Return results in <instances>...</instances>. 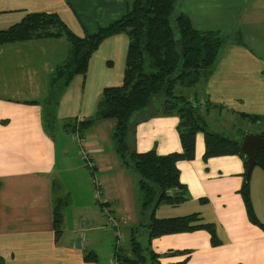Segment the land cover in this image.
Here are the masks:
<instances>
[{"label": "crops", "instance_id": "0c3cea01", "mask_svg": "<svg viewBox=\"0 0 264 264\" xmlns=\"http://www.w3.org/2000/svg\"><path fill=\"white\" fill-rule=\"evenodd\" d=\"M127 2L0 0V31L19 24L28 14L43 13L57 15L77 36L93 34L99 27L121 18ZM182 7L194 29L227 36L211 75L200 82L203 105L197 106L199 116L204 120L227 111L229 119L220 125L222 130L227 127L226 121L246 120L250 126L253 120L249 118H258L253 133L246 131L245 135L264 136V0H183ZM67 48L64 38L0 44V259L3 264H110L114 253H110V247L112 244L114 250L116 231L107 223L106 212L116 220L120 232L121 228L128 229V241L131 229L139 223L135 221L138 219L134 209L137 177L122 165L114 151L111 142L114 120L96 121L80 139L71 135L70 144L63 141L59 166L56 142L45 127L46 122L54 121L57 132L60 129L67 134L66 124L94 116L102 91L123 82L128 37L119 34L100 44L89 59L86 74L72 79L50 119L45 117L51 113L45 104L49 79L54 68L65 61ZM176 91L179 92L178 88ZM146 115L149 118L133 130L131 147L139 153L154 150L158 155L181 152L176 130L178 118L162 116L158 111ZM249 126L244 129L250 130ZM214 130L222 132L218 128ZM71 149L79 157L77 164L95 170L98 189L96 195L92 194L95 202H90L88 194L89 200L84 202L81 214L73 217L71 223L66 220L70 206L68 202L64 204L61 233L57 236L52 220L55 198L52 179L57 176L56 171L69 170L68 164L74 163L68 160ZM204 151V136L199 132L195 137L194 159L177 163L186 199L172 206L165 218L198 214L202 223L207 220L216 224L221 239L215 246L211 245L204 230L167 235L156 238L169 242H159L160 251L154 252L161 255L160 261L165 264L186 258L185 264H264L263 171L253 167L249 179L251 206L260 226L248 220L240 193L245 180L244 160L239 155H229L204 161ZM203 196L211 198L210 205H201ZM228 196L234 198V208H226Z\"/></svg>", "mask_w": 264, "mask_h": 264}, {"label": "trees", "instance_id": "16d2710c", "mask_svg": "<svg viewBox=\"0 0 264 264\" xmlns=\"http://www.w3.org/2000/svg\"><path fill=\"white\" fill-rule=\"evenodd\" d=\"M182 2L183 0H128L126 12L121 18L99 27L93 34L82 36L71 32L57 15L43 13L28 14L19 24L0 31V44L58 38L67 41L66 59L54 68L49 79L48 96L44 100L51 111L45 117L50 119H53V111L59 98L72 79L86 74L89 59L100 44L115 35L124 34L128 37L121 86L102 91L94 116L82 122L66 124L69 133L79 138L96 121L114 120L111 134L114 151L122 165L137 177L138 189L144 196L142 207L146 209L153 205L149 222L144 226L147 245L143 246L137 241L136 228L131 229L128 252L125 249H114L113 258L117 264H165L160 261L161 255L150 247L152 239L162 236L204 230L210 236L211 245L215 246L219 242L215 239L214 227L202 223L198 214L162 219L154 216L162 201L180 203L186 199L177 163L194 159L197 133L201 132L204 136V161L214 157L239 155L247 169L246 159L240 154L241 142L212 128L208 129L206 122L198 114L197 106L203 105V101L188 99L176 91L177 88L195 87L206 80L215 68L223 44L220 32L194 29L189 17L182 11ZM153 101H156L158 112L162 116L178 118L176 130L181 152L158 155L154 150L139 153L131 147L133 130L138 123L149 118L146 114L150 113L148 110ZM249 119L252 122L258 120ZM255 160V166L264 173V150L256 152ZM88 169L95 172L92 168ZM249 179L250 175L246 176L245 170L240 193L248 220L259 224L251 206ZM98 203L106 208L101 202ZM63 206L54 204L52 210L57 236L61 233ZM105 216L107 223L111 225L110 220L114 218L110 212H106ZM116 233L121 234L119 230ZM186 260L187 258L171 264H185ZM0 264H3L1 259Z\"/></svg>", "mask_w": 264, "mask_h": 264}, {"label": "rangeland", "instance_id": "374dc122", "mask_svg": "<svg viewBox=\"0 0 264 264\" xmlns=\"http://www.w3.org/2000/svg\"><path fill=\"white\" fill-rule=\"evenodd\" d=\"M222 38H223V45H226V41H227V36L225 33H222ZM238 36H235V40L237 41ZM179 92L181 93V95L186 96L188 99H192L195 96L196 97V101L199 100L202 97L201 94V85L200 83L198 85H196L195 87L192 88H188V89H181L178 88ZM159 107L157 106L156 101H153L152 106L150 108V110H148L149 112H153V111H158ZM45 110H46V106L44 105L43 108V112L45 114ZM227 116H229L228 112L225 110H222V112L220 113H216L214 115H210L209 117H204V121H206L207 125L206 127L209 128H218L220 130H222V128L220 127V125H223V122L227 118ZM226 117V118H225ZM237 121V120H236ZM226 121L227 127L225 128V130H222V132L226 135V136H231L234 137L236 139H238L241 143L243 138L247 135H245L246 131H250L249 133H253L254 128H255V122L251 123V125L249 126V121H243V122H239V121ZM249 126L250 130H245L244 126ZM45 127H46V131L47 134L54 139V141L56 142V149H57V161H58V166L61 164L60 163V155H59V148L61 146V143L64 141H68L70 144V138H71V133H61V130L59 129L58 132L57 130L54 128L56 127V125L54 124V121L50 122H46L45 123ZM61 128V127H60ZM225 131V132H224ZM250 135V134H248ZM62 139V140H61ZM75 146L77 145V142H74ZM74 145L72 144V148H74ZM78 148V147H77ZM76 149V147H75ZM72 153V156H71ZM78 156L75 154V152H73V150L71 149L70 151V157L68 158L69 161L74 160L72 164H68L69 166V170H62L59 169L58 171H56V177L53 180V182L55 183L54 185V204L55 205H59L61 204L62 206L68 202L69 204V209L66 211L67 215H66V220H68V223H71L73 220V217L78 216L80 213L81 214V209H83V204L84 202L89 200L88 194L90 195V202H95V200L92 198V194H95L96 189H98L97 184L95 183V176L94 173H92L93 171H91L90 169L87 168L86 165H84V167H82L81 164H77L76 161H78ZM81 160V159H80ZM80 162V161H78ZM78 165L80 168H78ZM258 166H255L254 168L257 169ZM57 169V167H56ZM132 180H135V177H132ZM204 183H206V181H203ZM136 183V182H135ZM134 190H135V202H134V209L136 210V215H137V219L135 221H138L139 223L134 225L133 228H136V238L137 241H139L143 246L147 245V233H146V228L144 227L145 225H147V223L149 222V217L150 214L153 211V205L144 209L142 207L143 205V200H144V196L142 195L141 191L138 189V184L134 185ZM96 195V194H95ZM210 195V194H209ZM212 195H210L211 197ZM209 196H203L200 199V202H202L201 205L207 206L208 204H211V198ZM213 197V196H212ZM98 197H95L97 202H100V199H97ZM223 198V197H222ZM94 200V201H93ZM234 198L231 197H227L225 200V206L226 208H234L235 207V203H234ZM178 203H169L166 201H162L159 206L157 207V209L154 212V216L158 219H162L165 218L168 213L171 212V210H173L172 206H177ZM80 211V212H79ZM61 214H63V210L61 212ZM78 214V215H77ZM83 216H85L84 214H82ZM255 216V215H254ZM256 218V217H255ZM114 220V224L111 223V226L115 229V231L117 232V230H119L120 232V227L117 224L116 220ZM257 220V219H256ZM205 224H211L214 227V236L215 239H217L218 241H220L221 236L219 233V230L216 226V224L214 222H208L207 220H205L204 222ZM263 232H264V225L262 226ZM128 229L127 228H121V236H123V238L120 241L115 242L114 245V249H121V251L123 249L127 250L128 249V239H127V234H129V232H127ZM120 232V233H121ZM116 238V237H115ZM170 238V237H168ZM160 244H164V243H168L169 241H166L164 238L161 240H157V239H152L151 243H150V247L153 251H160L157 249V246ZM113 247L111 244L110 247V253H112ZM120 251V252H121ZM111 255V254H110ZM109 263L110 264H114V260L113 257L111 256V258L109 259Z\"/></svg>", "mask_w": 264, "mask_h": 264}, {"label": "water", "instance_id": "95a60500", "mask_svg": "<svg viewBox=\"0 0 264 264\" xmlns=\"http://www.w3.org/2000/svg\"><path fill=\"white\" fill-rule=\"evenodd\" d=\"M264 150V137L246 135L241 143L240 154L246 159V176H249L256 164V152Z\"/></svg>", "mask_w": 264, "mask_h": 264}, {"label": "built area", "instance_id": "2783aa9c", "mask_svg": "<svg viewBox=\"0 0 264 264\" xmlns=\"http://www.w3.org/2000/svg\"><path fill=\"white\" fill-rule=\"evenodd\" d=\"M110 221L112 222V224H114V220L113 219H111ZM115 237H116V242L120 241L122 239V236L119 233H116ZM117 243H119V242H117ZM114 264H117V262L114 261Z\"/></svg>", "mask_w": 264, "mask_h": 264}]
</instances>
